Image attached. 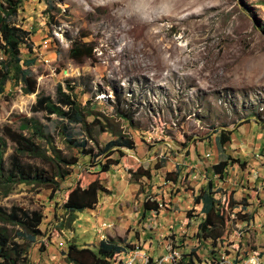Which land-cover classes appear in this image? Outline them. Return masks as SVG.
Wrapping results in <instances>:
<instances>
[{
    "label": "rangeland",
    "instance_id": "obj_1",
    "mask_svg": "<svg viewBox=\"0 0 264 264\" xmlns=\"http://www.w3.org/2000/svg\"><path fill=\"white\" fill-rule=\"evenodd\" d=\"M138 2L22 4L16 24L31 33V40L21 47V58L35 59L29 70L37 87L25 95L21 85L6 84L0 97V137L3 126L18 131L24 119L35 118L45 139H33L47 150L46 157H53L54 147L78 162L64 181L57 179L55 193L1 182V208L38 211L43 219L34 241L19 226L0 222V229L20 245L26 264H68L63 254L70 243L96 247L101 241L142 251L148 264H235L244 255L264 259V0H174L168 14L150 21L141 19ZM74 41L92 46V58L72 60ZM58 85L65 92L73 87L75 100L88 111V130L32 112L37 95L55 99ZM125 113L129 120L120 117ZM93 119L106 131L90 125ZM219 130L231 138L222 150L215 145ZM114 135L129 139L133 149L114 147L100 154ZM68 136L86 140L92 154L81 155L68 145ZM14 148L7 140L5 170ZM227 157L239 163L230 164L222 180L212 178L211 167ZM107 161L112 164L103 171ZM21 163L50 171V162L27 154ZM138 167L150 170L151 178H132ZM210 179L226 220L215 242L196 236L204 215L194 198ZM95 180L108 193L98 195L94 209L60 227L69 222L61 207L69 191ZM145 206L151 207L146 218ZM124 256H116L115 264Z\"/></svg>",
    "mask_w": 264,
    "mask_h": 264
},
{
    "label": "trees",
    "instance_id": "obj_2",
    "mask_svg": "<svg viewBox=\"0 0 264 264\" xmlns=\"http://www.w3.org/2000/svg\"><path fill=\"white\" fill-rule=\"evenodd\" d=\"M24 1L26 0H3L0 7V97L4 95L5 86L8 82L21 85V91L25 95H31L36 92L37 82L29 70V67L34 64L35 59L22 60L20 51L23 45L30 42L31 33L16 24L18 11ZM28 50H30V47H28ZM92 52V46L74 41L70 48L69 56L75 62L82 63L86 59L92 58ZM67 91L65 92L61 85H58L55 90V99L42 94L37 95L35 103L31 107L32 112L44 113L47 118L55 116L65 126L79 125L84 130H88V111L75 100L72 95L73 87L68 86ZM120 117L129 120L126 113L120 114ZM90 125H99L102 132L106 131V128L97 119H93ZM1 131L0 183L12 185L27 183L36 187L48 188L51 192L55 193L59 189V182L64 181L70 174L69 168L75 166L78 162L75 158L66 159L62 157L54 147L50 149L53 157H46L47 150L41 149V146L33 139V135L36 138L45 139L43 127L35 118L24 119L18 131L10 126H3ZM24 131L30 132L31 136L25 135ZM7 140L15 146L13 154L10 156L9 170H5L3 160ZM230 140V133L228 131L219 130L218 136L215 139V145L218 150H222ZM66 142L69 146L79 149L81 155H91L93 152L87 148L88 143L86 140L78 142L68 136L66 137ZM45 143L49 145V142L46 140ZM114 147L131 150L133 149V143L123 136H115V139L108 141L99 153H110V150ZM25 154L50 162V165L47 163L50 169L49 173L44 170L34 169L30 165L22 164L21 157ZM93 156L97 157V155ZM232 163H239V161L228 157L226 160L219 161L211 167V175H217L222 180L226 176L225 171H227V168ZM111 164V161H107L101 165V169L109 171ZM131 177L135 180L140 178L150 179L151 173L148 169L138 167L135 171L131 172ZM213 188V179H210L205 185L201 186L194 198V204L201 205L200 212L204 215L197 225L196 232L197 238L201 241L211 240V242H215L220 239L222 230H224L226 224L224 212L219 209L218 201L213 197ZM100 193L107 194L108 191L97 180L91 182L85 189L79 186L71 189L61 206L65 214H68L69 222L68 225L60 223L59 226L62 228L69 226V223L75 221L76 214L94 209ZM153 205L155 204L153 203ZM150 206L152 205L150 204ZM150 209L151 207H144L142 214L145 218ZM42 219L43 215L38 211H27L16 206H12L9 209L0 207V222L19 226L25 231V237L32 241L41 235L39 226L42 223ZM20 236L24 237L21 234ZM122 253H124V247L110 241H101L96 247H80L76 243H70L63 256L68 264H115V257ZM23 256L25 255L22 254L20 245L14 241H10L7 230L1 228L0 264H26L28 260L24 259L25 257ZM247 257L248 255H244V257L236 260L235 264L242 263V259ZM214 259L218 261V259ZM120 264H123V262Z\"/></svg>",
    "mask_w": 264,
    "mask_h": 264
},
{
    "label": "clouds",
    "instance_id": "obj_3",
    "mask_svg": "<svg viewBox=\"0 0 264 264\" xmlns=\"http://www.w3.org/2000/svg\"><path fill=\"white\" fill-rule=\"evenodd\" d=\"M171 7H174V0L172 4L157 3V0H139L136 11L141 13V19L150 21L156 16L168 14Z\"/></svg>",
    "mask_w": 264,
    "mask_h": 264
},
{
    "label": "built area",
    "instance_id": "obj_4",
    "mask_svg": "<svg viewBox=\"0 0 264 264\" xmlns=\"http://www.w3.org/2000/svg\"><path fill=\"white\" fill-rule=\"evenodd\" d=\"M205 156L207 158L210 157V155L208 153ZM216 176L217 175H212V178H214ZM99 238H101V237L99 236ZM125 254H127V258H129V264H137V262H140L139 264H148L149 263L148 257L142 251H134V249H132V250L130 249L128 251H125ZM168 254L169 255L166 259L167 261H169V259H170V253H168ZM262 261H264V259H257L254 257H248L246 260L242 261V263H240V264H259V262H262Z\"/></svg>",
    "mask_w": 264,
    "mask_h": 264
},
{
    "label": "crops",
    "instance_id": "obj_5",
    "mask_svg": "<svg viewBox=\"0 0 264 264\" xmlns=\"http://www.w3.org/2000/svg\"><path fill=\"white\" fill-rule=\"evenodd\" d=\"M180 230H182V229H180ZM125 251H126V250L124 249V253H125ZM134 251H137V250H134ZM124 258H125V260H124V261H122V262H123V264L125 263L126 259H128V258H127V254H125Z\"/></svg>",
    "mask_w": 264,
    "mask_h": 264
},
{
    "label": "bare ground",
    "instance_id": "obj_6",
    "mask_svg": "<svg viewBox=\"0 0 264 264\" xmlns=\"http://www.w3.org/2000/svg\"><path fill=\"white\" fill-rule=\"evenodd\" d=\"M124 264H129V258L126 259L125 263Z\"/></svg>",
    "mask_w": 264,
    "mask_h": 264
}]
</instances>
